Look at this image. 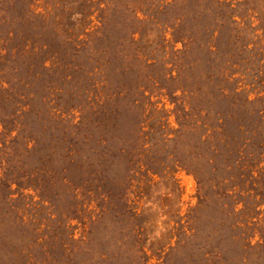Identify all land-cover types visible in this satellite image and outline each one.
Listing matches in <instances>:
<instances>
[{
  "label": "rangeland",
  "instance_id": "obj_1",
  "mask_svg": "<svg viewBox=\"0 0 264 264\" xmlns=\"http://www.w3.org/2000/svg\"><path fill=\"white\" fill-rule=\"evenodd\" d=\"M0 49V264H264V0H0Z\"/></svg>",
  "mask_w": 264,
  "mask_h": 264
},
{
  "label": "clouds",
  "instance_id": "obj_2",
  "mask_svg": "<svg viewBox=\"0 0 264 264\" xmlns=\"http://www.w3.org/2000/svg\"><path fill=\"white\" fill-rule=\"evenodd\" d=\"M3 50L2 49H0V52H2ZM45 63V65H47V61H45L44 62ZM5 86H7V85H5ZM12 135H15V132L13 131L12 133H11ZM12 187H15V185L13 184V185H11ZM54 215V214H53ZM41 226H43V225H41Z\"/></svg>",
  "mask_w": 264,
  "mask_h": 264
},
{
  "label": "trees",
  "instance_id": "obj_3",
  "mask_svg": "<svg viewBox=\"0 0 264 264\" xmlns=\"http://www.w3.org/2000/svg\"><path fill=\"white\" fill-rule=\"evenodd\" d=\"M220 4H224V3H219V5H220ZM221 6H222V5H221Z\"/></svg>",
  "mask_w": 264,
  "mask_h": 264
}]
</instances>
